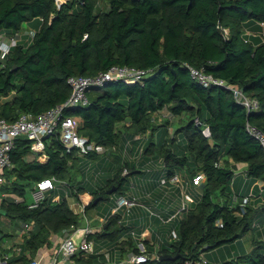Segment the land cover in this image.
<instances>
[{"label":"trees","instance_id":"obj_1","mask_svg":"<svg viewBox=\"0 0 264 264\" xmlns=\"http://www.w3.org/2000/svg\"><path fill=\"white\" fill-rule=\"evenodd\" d=\"M35 20H40L39 28L31 40L29 36L24 40V34L28 35L22 32L24 23ZM249 21L264 27V0H68L61 5L56 0H0V34L20 32L18 43L5 56L0 49V118L14 121L21 113L38 115L64 103L73 91L70 76L95 77L114 65L154 69L142 81L113 79L104 87H94L88 104L66 111L79 119L82 136L107 148L102 154L92 150L84 155L103 158L99 167L106 171L95 181L85 182L87 175L91 178L92 166L85 170L87 163L79 148L66 150L60 130L46 138L43 161L30 139H16L12 165L5 170L7 181L1 186L5 195H1L0 208L19 221L17 227L34 221L24 238L25 249L35 255L52 233L79 225L80 213L71 207L66 194L54 200L59 184L69 185L77 194L90 191L96 198L102 196L99 200H112L108 195L112 188L118 195L132 197L129 175L142 172L145 177L149 173L139 169L138 162L145 161L144 156H158L167 183L162 178L154 183L155 193L161 192L159 185L173 184L170 179L176 174L190 181L202 172L204 180L195 184L200 193L182 212L172 208L170 189H163L161 206L145 200L125 211H111L105 236L118 240L125 234L118 241L139 253L138 239L131 231L135 224L124 222L127 210L138 206L154 222L151 235L143 238L146 251L151 256L156 251L159 254L142 264H184L203 254L209 264H264V239L258 236L264 227V147L247 129L250 122L264 131V40L246 37ZM191 66L243 87L260 101V108L249 113L223 85L205 86ZM175 121L187 144L172 138L170 127ZM163 131L166 134L159 142L156 138ZM125 139L147 141L142 158L125 159ZM231 158L247 162L248 175L263 181L262 203L255 205L250 200L243 205L245 197L233 189ZM46 177H56V187L32 208L27 193ZM162 222L171 223L167 233H161ZM11 235H0V257L1 241ZM246 236L252 239V248L242 241L240 248H229L226 256L222 247ZM166 253L180 256L161 259ZM88 259L94 262L92 254ZM29 261L25 253L12 256L7 264Z\"/></svg>","mask_w":264,"mask_h":264},{"label":"built area","instance_id":"obj_2","mask_svg":"<svg viewBox=\"0 0 264 264\" xmlns=\"http://www.w3.org/2000/svg\"><path fill=\"white\" fill-rule=\"evenodd\" d=\"M58 5L68 0H56ZM227 32L228 29L225 28ZM29 36V40L34 37L36 30L30 29L26 31ZM20 32L15 35L0 34V49L2 50V56L11 49L13 45H16L19 40ZM194 76H197L199 80L208 86L211 83H217L223 85L228 90H231L237 100L246 106L249 113L254 112L260 108V101L248 95L243 87L236 84L228 83L223 78L214 77L210 73H206L202 69L190 67ZM154 69L152 68H138L129 65H114L109 70L101 72L98 76H84L75 75L69 77V82L72 85L73 91L71 96L62 104H58L38 115H34L30 112H24L14 121H8L5 118H0V183H6L7 176L5 170L12 165V149L15 147V141L19 136H26L31 140V146L33 151L38 154V158L45 160L46 154V138L60 130L61 140L64 143L66 150L71 151L73 148H79V152L82 155L89 153L92 150H96L102 154L107 151V148L103 145H97L90 143L87 137L82 136L79 133V121L77 117L67 115L66 111L72 107L86 105L89 103V91L94 87H104L106 83L113 79H122L129 83H135L142 81L148 75H152ZM198 122L199 119L197 120ZM247 129L256 137L264 147V131L257 126L248 122ZM207 135L211 132L208 128L205 129ZM205 178L204 173H199L190 181H185L179 174L174 175L170 181L171 183L178 184L182 187L183 198L181 200L180 208L177 212H182L190 207V204L196 198L193 195L185 191V188L190 184H201ZM56 177H46L39 180L32 192V201L29 203L30 207H37L39 203L45 198L46 194L56 187ZM193 181V182H192ZM162 183H167V177L162 178ZM5 194H2V196ZM18 200L19 198L15 196ZM250 201V196H245L244 204L246 205ZM115 212H118L122 208L132 207L134 204L139 203L135 197H129L127 195H119L115 200ZM34 221L21 222L22 230L27 233L31 227H33ZM254 225H259L258 221H254ZM74 228L75 230H71ZM64 230V237L59 246V253L63 255L64 259H71L76 254L82 252L86 255L95 253V242L88 238V234L92 231L89 226L72 227ZM79 233L82 237L77 240L75 234ZM135 234V231H132ZM149 229H144L141 235H138L140 252H132L128 255L127 259L121 262V264H142L147 262L152 256L158 257L157 253H153L152 256L147 253L144 237L150 234ZM172 234L177 237V230L173 229ZM12 252L3 253L0 257V264H7L12 257ZM106 261L101 264H119L111 261V253L106 252ZM55 261H58L56 258ZM27 264H42L41 257H33ZM94 264V263H85ZM184 264H209L208 258L203 254L199 260L188 259Z\"/></svg>","mask_w":264,"mask_h":264},{"label":"crops","instance_id":"obj_3","mask_svg":"<svg viewBox=\"0 0 264 264\" xmlns=\"http://www.w3.org/2000/svg\"><path fill=\"white\" fill-rule=\"evenodd\" d=\"M39 21L40 20H35V21H30V22L24 23L23 28H22V32L25 33L27 30H30V29H35V30L38 29L40 26ZM261 24H263V23H261ZM247 26L250 29L258 27V25L255 24L253 21H249L247 23ZM246 37H248V39H250V40H255V41L264 40V36L261 37V35L256 33V32H255V34H252V35L246 34ZM23 38L25 40L26 38H28V35L24 34ZM78 121H79V119H78ZM159 136L160 135H158V138H159ZM140 144L138 145V147H136L134 144H132V141L130 139H128V140L125 139V143H124V147H123L122 152H123V156L125 157L126 160L133 161L134 159H138L134 155L139 154V152L141 153L139 157L142 158L143 152H144L145 146H146V141H143ZM231 161H232L234 170L237 172V173L235 172L236 178L234 177V179H235L234 180V190L237 192L238 195L241 194L244 197L250 196V200H251L250 203H252V204L258 205V204L262 203L263 201L259 203L260 198H258L257 195H259L258 194L259 192L263 195V181L262 180H256L255 178L248 175L247 162H242V161L241 162H234V160L232 158H231ZM141 164H144L142 162V160H140L138 162V167H141L142 166ZM99 165H101V161L99 162ZM146 177H151V175L147 174L145 176V178ZM162 178H164V177H162ZM99 182L102 183L100 178H99ZM143 184L145 185V187L140 186L138 189V192L140 191V193H137V196L139 197V200H140L139 203H143L142 201H145V200L150 201L151 203H153V205H156V203H159V201H160L159 197L157 199L154 198L155 192L151 189V185L146 180L143 181ZM140 188L142 190V193H141ZM62 193L66 194V197L68 198V201H69L71 207L80 213L81 217H80L79 225H77V226H79V227L89 226L92 230L88 234V238L95 242V253L92 254L94 256V262H90L88 259L89 255H86V254H83V256H76V257H73V258L68 259V260L64 259L59 254V246H60V243L64 237V231L60 232V233H52L50 239L42 247L39 248V250L37 251V253L35 255H33V254H31V252L29 250L24 248V238H25V235L27 233L29 234L30 230L27 233H24L22 228L17 227L18 230L16 232H13V235L3 237L2 241H1V244L3 246V253L12 252V255L15 257H19V256L26 253L27 256L29 257V259H31L33 257H41L42 258V264H85V263L101 264V263L105 262V257H106L107 251H109L111 253V259H112L111 261H113V262H117V263L121 264L122 261L127 259L128 255L131 254L133 250H132L131 246L128 245V243L123 244V243L119 242L120 239H122V238L124 239V237H126L127 235H125V234L122 235V237L118 239L119 241L115 240V238L112 239L110 237L105 236V235H107L106 232L110 229L109 228L110 226L108 224V220L110 219L111 211H112V214L116 213L114 210L115 209L114 205L116 203L115 200L119 195L117 194L116 196L112 197V200H107V201H111V203H112L111 210H108L107 207H105L104 210L102 208V210L100 211L99 206H98V209L95 211L93 209L97 208L95 206L97 205V202L99 199L95 202V199H97V198L90 191L80 192L78 194L73 193L70 186L65 184L62 187V189H60V192L57 191V194H55V196H54V200H58L59 197L61 196L60 194H62ZM128 194L132 195L131 191H129ZM99 201H104V200H99ZM30 202H31V200H28V203H30ZM91 202H94L95 206L93 205V207H91V208H86ZM160 206H161V204H160ZM89 210L94 211V214H92V218L87 214ZM132 210H134V213H132L130 215H128V213L124 214V222H126V223L132 222L135 225H137L131 231H135L134 235L138 239V243H139V240L141 238L138 236V234L141 235V233H139V232L140 231L143 232L144 229H149L151 232L152 230L150 229V227H152V225L148 226L143 222L147 219L148 216H147V213H145V211H143L140 207H138V206L134 207V209H132ZM120 211H123V209H120ZM124 211H125V209H124ZM127 211H129V210H127ZM2 215H4V214H2ZM34 224H33V226H34ZM32 228L33 227H31V229ZM71 230L73 231L75 229L72 228ZM150 235H151V233H150ZM75 236H76L77 240H79L82 237L77 232H76ZM258 236L261 239H264V227H261V229L258 231ZM242 238H246V242H247L246 245L248 246V249L250 250L253 246L252 239L250 237H249L250 240L247 239L248 236L242 237ZM242 238H240V240L238 242H236L235 245L222 247L223 252L226 254V256H228L230 253L229 248L232 249L233 247L235 248V246L237 248H240L241 243H242ZM153 253L158 254L157 251L153 252ZM222 254H220V257H222ZM204 255H207V254H204ZM217 256H219V255H217ZM158 257H159V254H158ZM56 258L58 259V261H55ZM15 264H24V263L23 262H16Z\"/></svg>","mask_w":264,"mask_h":264},{"label":"rangeland","instance_id":"obj_4","mask_svg":"<svg viewBox=\"0 0 264 264\" xmlns=\"http://www.w3.org/2000/svg\"><path fill=\"white\" fill-rule=\"evenodd\" d=\"M253 22L255 24H257L258 27L251 28V29L248 28L247 31H246V34L247 35H251V34H255V32H256V33H258V34L261 35V33H264V27H263V25L261 23H259V22H256V21H253ZM261 37H263V36L261 35ZM167 111H165V113H167ZM178 127H179V123L176 122V121L173 123L172 127H170V134L172 135V138L177 137V140L176 141H179L181 143V145L182 144H187V139H186L185 133L183 131L177 130ZM165 134L166 133L163 131L160 134L159 138H158V136H157V138L155 137L156 140L159 141V142H161V140L165 136ZM143 141H144L143 139H139V141L137 140L136 142L133 140L132 141V144H134L136 147H138V145L140 143H142ZM171 141L172 140H170V142ZM146 143H147V141H146ZM140 154L141 153L139 152V154H135L134 156L137 157L138 159H140V157H139ZM102 159H103L102 156L101 157H95V156H84L83 155V160L86 161V163H87L85 170L86 171H89L90 170L89 169L90 166H92V169L90 171L91 178H89V176L87 175L86 178H85V182H90L91 183V182L95 181L96 178L98 177V175L100 173H102V170L106 171V169H104L103 167H99V162L100 161L102 162ZM144 159H145V161H143L144 164H142V166L139 169L148 171V172H145V174L146 173H149L151 175V177H146V178L143 177L144 175L142 174V172H135V173H132V174L129 175V185L128 186L130 187V191L132 193L131 196L132 197H135L138 202H140L139 197L137 196V193H140V191L138 192V189H139L140 186H144L145 187V185H144L145 183L143 184V181L146 180L151 185V187H152L154 183L160 182V179L162 177H167V175H166L167 173H166V169L164 167V164L159 160L158 156H157V158H150V159H148V158H146L144 156ZM96 168H98V173L97 174H96V172H94ZM141 170H139V171H141ZM124 173H128V170H124ZM81 176H82L81 174L80 175H77L78 178H81ZM235 178H236V175H235ZM2 184L3 183H0V201H1V195H2V192H1V186H2ZM58 188L59 189H62V185L59 184V187ZM157 188L159 190H161V192L160 193H159V191L156 192L154 197L155 198H158V197L159 198H162L161 201L164 198L163 195H165V192L163 191V189H167V190L170 189V191H168V195L170 197L169 200H171L172 208L173 209H176V212H177L179 210V208H180L181 200L183 198L182 187L179 186L178 184H175L174 183V184H167V185L161 184ZM233 189H234V187H233ZM140 190H141V188H140ZM30 191L31 190L29 189V191L27 193L28 194L27 196H28V200H31L32 201V192H30ZM185 191L186 192H189V193H191L193 195H196V194L200 193L198 186L194 185L193 183H190L185 188ZM141 193H142V190H141ZM258 194H259V195H257L258 198L263 199L262 194L260 192ZM108 195H111V197H114V196L117 195V192L108 193ZM102 202H101L102 204L99 203L98 205H96L95 207H97V208H95L93 210L96 211L98 209V206H99V210L100 211L102 210V208L104 210L105 207H107L108 210H111V206H112L111 201L104 200ZM122 209L124 211L125 208H122ZM130 211H127L128 215L134 213V210H132V212H130ZM87 214L92 218V214H94V211L89 210ZM147 216H148L147 219L145 221H143V222L146 225L149 226V225H151V223H154V222H152L151 216H149V215H147ZM180 216H181V214H180ZM18 223H19V221L17 219H15V218H12L10 216H6V214L1 215L0 216V229H1L0 235H3L4 233H13V232H16L18 230L17 229V224ZM166 223H168V225L167 224H163V222L159 224V226L163 227L162 230H161V227H159L162 234L164 232L167 233L168 230H169V228H170V224L171 223L170 222H166ZM136 226L137 225H134V227H136ZM20 228H22V227L20 226ZM150 229L151 230H154V227H150ZM163 237H166V235L163 236ZM247 239L250 240L249 237ZM242 241L244 242L245 245L247 244L246 238H242ZM206 252H209V250L206 251ZM59 254L63 257V255L61 253H59Z\"/></svg>","mask_w":264,"mask_h":264},{"label":"water","instance_id":"obj_5","mask_svg":"<svg viewBox=\"0 0 264 264\" xmlns=\"http://www.w3.org/2000/svg\"><path fill=\"white\" fill-rule=\"evenodd\" d=\"M114 191H115V189L112 188V189L108 190V193H113ZM100 198H102V196L97 197V199H95V202H96L98 199H100ZM2 214H7V210H5V209H3V208H0V216H1ZM179 256H180V253H178V254H176V255H172V254H168V253H166V254H162V255L160 256V258H161V259H168V258H174V259H176V258H178Z\"/></svg>","mask_w":264,"mask_h":264}]
</instances>
